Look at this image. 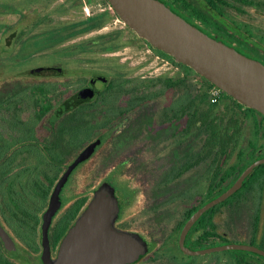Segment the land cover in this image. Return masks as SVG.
I'll return each mask as SVG.
<instances>
[{
	"label": "flooded vegetation",
	"instance_id": "1",
	"mask_svg": "<svg viewBox=\"0 0 264 264\" xmlns=\"http://www.w3.org/2000/svg\"><path fill=\"white\" fill-rule=\"evenodd\" d=\"M162 1L210 36L264 63V22L257 24L248 17L251 8L264 19V0ZM102 15L100 12L92 19L87 18L85 29L88 34L95 32L88 36L87 45L111 47L112 41L118 43V30H102L106 28ZM108 42L111 45H107ZM20 75L35 78L40 83V90H56V100L44 104H20L31 107L33 112L29 114L33 119L30 121L37 123L35 128H29L26 121L17 127L11 126L9 119L5 126L6 133L13 135H7L1 162L3 173L7 175L4 178L10 180L19 173L16 197L12 188L8 193L9 218L15 217L12 210L30 211L32 215L28 217L33 219L35 228L37 226L38 235L37 247L27 249L16 242L15 251L4 247L8 259L15 264H41L42 215L52 189L80 152L96 142L90 153L71 167L66 182L59 189V207L48 227L51 257L56 255L61 238L94 191L101 185H108L118 202L119 211L114 221L117 229L142 230L155 243L158 238H169V226L179 217L174 225L177 231L175 245L166 254L168 264H207L187 262L182 256L234 249L238 250L237 254H221V259L228 257V261L221 264H264L263 255L245 249L190 254L178 243L188 218L229 188L247 165L264 157L263 114L241 104L251 116L252 134L235 135L231 129L225 135H212L210 142H206L200 120L192 123L187 119L186 104L181 102L182 90H133L132 87L131 94L123 100L117 94L122 90L121 78H109L97 69L70 70L58 60L42 62L21 71ZM68 87L71 88L66 94L60 96L57 92ZM10 100V97L5 99L9 103ZM196 115L199 118L200 110ZM113 173L119 178L114 180ZM45 174L55 175L48 192L43 195L41 188H36L34 194L33 180L38 175L42 178L39 182L48 183ZM30 192L36 198L30 197ZM139 196L142 199L140 205H131ZM178 203L184 208L179 209ZM19 213L17 215L21 216ZM219 213L222 218L215 220ZM238 223L248 224L246 237L233 235ZM4 228L10 233L7 227ZM238 238L244 241L235 242ZM228 243H245L264 250V162L244 177L228 197L201 214L184 236V245L192 250ZM221 259L214 260L213 264H220ZM139 260L126 264H141Z\"/></svg>",
	"mask_w": 264,
	"mask_h": 264
},
{
	"label": "rangeland",
	"instance_id": "2",
	"mask_svg": "<svg viewBox=\"0 0 264 264\" xmlns=\"http://www.w3.org/2000/svg\"><path fill=\"white\" fill-rule=\"evenodd\" d=\"M100 12H103L102 21L106 25V28L102 30L119 31L118 43L112 41L114 45L111 47H105L104 44L87 45L85 43L88 36L95 33L92 31L88 34V30L85 29L88 24L87 18L90 16L92 19ZM114 13L107 0H0V224H3V228L7 227L14 235L13 237L6 231L9 236L24 248L38 246L37 226L35 228L33 219L28 217L32 215L30 211L18 212L21 216L16 214L17 216L9 218L11 213L6 205L9 201L8 193L13 185L12 190L14 195L16 194L19 173H15L10 180L4 178L7 175L3 173L1 162L6 151L7 135L11 137L13 135L9 131L6 133L5 126L9 119L11 126L17 127L20 122L26 121L29 128H35L33 126H37V123L31 124L33 116L29 114L33 112L31 107L20 106V104L53 103L56 100L54 96L56 90H40V83L35 78L23 77L20 72L52 60L62 61L70 70L97 69L108 74L109 78L122 79V90L117 94L123 100L131 94L132 87L133 90H157L161 85L158 78L168 76L177 78L185 74L186 70L183 67L161 55L150 45L148 46L143 38L127 28ZM248 17L257 24L264 22V19L254 14L251 8ZM109 44L111 45L108 42L107 45ZM187 75L192 89H197L199 93L205 91L206 100L200 103L199 110L210 107L216 114L218 135H220L218 119L222 126L220 130L224 134H228L231 129L235 135L252 134L253 122L244 106L237 104L236 100L222 94L221 91L219 98L213 101V95L209 91L211 86L207 85L208 83L194 71H188ZM70 88L64 90L60 88L57 92L61 96L68 93ZM7 97L11 98V104L5 101ZM190 129L193 131L194 125ZM202 135L205 137L204 133ZM112 175L114 180L119 178V175L114 173ZM32 192L37 193L36 190ZM30 197L36 198L31 192ZM3 200L6 202L4 203ZM133 200L131 205L135 207H138L142 201L140 196ZM176 206L179 209L184 208L182 203ZM222 216L220 213L217 214L215 220L221 219ZM176 218L169 226V238H158L155 243L151 242L144 231H137L147 239L148 246V250L141 256L139 263H170L166 254L168 249L175 245L177 231L174 225L179 217ZM7 220L8 222L5 223ZM247 228L248 224L238 223L233 229V235L246 237ZM234 240L235 242L244 241L239 238ZM223 253L237 254L238 250L209 252L191 257L181 254L178 256L184 257V261L187 262L213 264L214 260L221 259ZM224 257L225 259H221L218 263L228 261L227 255Z\"/></svg>",
	"mask_w": 264,
	"mask_h": 264
},
{
	"label": "water",
	"instance_id": "3",
	"mask_svg": "<svg viewBox=\"0 0 264 264\" xmlns=\"http://www.w3.org/2000/svg\"><path fill=\"white\" fill-rule=\"evenodd\" d=\"M118 17L139 37L190 67L238 103L264 115V63L220 41L173 11L162 0H107ZM96 142L90 143L59 177L49 197L42 219L41 264H126L140 259L148 250L147 239L138 232L114 226L118 202L108 185L94 191L90 201L78 213L60 240L56 255L51 257L48 227L59 207L58 192L66 182L69 170L87 156ZM264 157L247 165L235 182L218 196L199 207L184 224L180 248L190 254L219 249H245L264 256V250L245 243H228L202 250L184 245L189 226L207 209L228 197ZM0 240L5 248L15 251L16 243L0 224Z\"/></svg>",
	"mask_w": 264,
	"mask_h": 264
},
{
	"label": "trees",
	"instance_id": "4",
	"mask_svg": "<svg viewBox=\"0 0 264 264\" xmlns=\"http://www.w3.org/2000/svg\"><path fill=\"white\" fill-rule=\"evenodd\" d=\"M154 50L157 51L158 53H160L161 55H164L167 58L171 59L175 64L183 67L186 70L185 74L181 77H177V78L165 77L162 79L158 78V81L160 82L161 85L157 90H182L181 91V94H182L181 95V98H182L181 102H184L186 104L187 119L192 120V123L195 122L196 120H200V130L204 133L205 137L207 138L206 142H210L211 136L217 134V123H218L217 122V116L215 113H213L211 111L210 107H208L204 110L201 109L200 110L201 115L199 116V118L196 115V112H198V110L201 108L200 103L201 102L204 103L206 100V93H205V91L199 93L197 91V89H192L191 85L188 83L187 72L188 71H194V70H192L190 67H188L184 64L175 62L171 56H169L168 54H166L162 51H160L158 49H154ZM201 78H203V77H201ZM203 79L208 83L207 85H209V86L213 85L212 83L207 81L205 78H203ZM143 93H146V91H144ZM221 93L228 96L227 94H225L222 91H221ZM145 96H146V94H145ZM177 100L178 99L176 98V101ZM235 102H237V101H235ZM237 104L241 105L238 102H237ZM218 121H219L218 129L220 130V128L222 126H220V120L219 119H218ZM189 126L190 125H188V127ZM219 130H218V132L220 133V135H225L224 133L221 132V130L220 131ZM46 163H47V160H46ZM43 176L45 177V179L48 180V183H44L43 181L39 182V180L42 178H40L38 175H36V178L33 180L32 189L36 190V188H41V191H43L42 194L45 195L48 192L50 185L52 183V180L55 177V175L45 174ZM12 186H11V188H12ZM11 191H12V189H11ZM12 195H13V192H12ZM15 195H13V196H15ZM8 209H10L9 206H8ZM23 212H26V211H23ZM16 214H18V212L13 210L12 215L14 216ZM5 252H6L5 248L0 241V264H15L13 261L8 259Z\"/></svg>",
	"mask_w": 264,
	"mask_h": 264
},
{
	"label": "built area",
	"instance_id": "5",
	"mask_svg": "<svg viewBox=\"0 0 264 264\" xmlns=\"http://www.w3.org/2000/svg\"><path fill=\"white\" fill-rule=\"evenodd\" d=\"M211 94L213 95L212 100H216L219 96V92L221 91L218 87L212 85L211 90H209Z\"/></svg>",
	"mask_w": 264,
	"mask_h": 264
}]
</instances>
